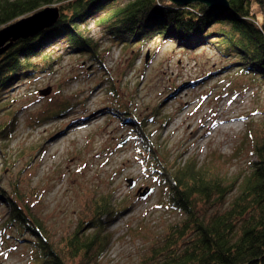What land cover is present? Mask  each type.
I'll use <instances>...</instances> for the list:
<instances>
[{"label": "rangeland", "instance_id": "obj_1", "mask_svg": "<svg viewBox=\"0 0 264 264\" xmlns=\"http://www.w3.org/2000/svg\"><path fill=\"white\" fill-rule=\"evenodd\" d=\"M88 30L96 57L55 42L42 56L51 65L38 58L33 76L0 90V124L14 115L0 139V228L13 198L64 248L95 203L109 197L110 241L96 264H144L185 219L168 203L163 168L196 158L234 188L251 167L264 138V79L213 44L188 49L158 36L124 44L93 22ZM86 106L103 115L89 123ZM76 123L83 125L69 133ZM239 190L200 212H225ZM21 230L0 229V264H36L35 239Z\"/></svg>", "mask_w": 264, "mask_h": 264}, {"label": "trees", "instance_id": "obj_2", "mask_svg": "<svg viewBox=\"0 0 264 264\" xmlns=\"http://www.w3.org/2000/svg\"><path fill=\"white\" fill-rule=\"evenodd\" d=\"M228 2L230 10L219 11L200 3L181 7L168 0H0V28L54 4L60 11L55 25L34 38L15 42L1 57L0 90L33 76L38 58L51 65V58L42 56L47 45L55 42L96 57V43L88 30L91 22L124 44L154 36L188 49L213 44L226 57L236 59L233 65L264 79V0ZM13 116L7 124H0V139L11 131ZM142 127L138 126L139 134L150 150ZM162 174L168 177V203L185 219L152 250L144 264H264V138L255 146L251 167L234 179L240 190L223 213L206 217V210L202 208L201 214L200 207L223 204L235 187L213 177L196 158L171 172L163 168ZM6 203L8 212L0 229L8 224L34 237L36 264H96L107 249L110 235L106 224L114 213L109 197L95 203L93 217L79 224L66 238L64 248L54 247L42 223L29 219L15 199Z\"/></svg>", "mask_w": 264, "mask_h": 264}, {"label": "water", "instance_id": "obj_3", "mask_svg": "<svg viewBox=\"0 0 264 264\" xmlns=\"http://www.w3.org/2000/svg\"><path fill=\"white\" fill-rule=\"evenodd\" d=\"M177 6H187L193 3L205 5L210 10L229 11L228 0H168ZM60 18V11L57 6H47L30 15L21 17L17 21L0 28V58L4 55L15 42L22 39L34 38L46 29L51 28ZM49 90L43 91L47 95ZM131 187L134 183L131 181ZM148 192L142 196L147 195Z\"/></svg>", "mask_w": 264, "mask_h": 264}, {"label": "bare ground", "instance_id": "obj_4", "mask_svg": "<svg viewBox=\"0 0 264 264\" xmlns=\"http://www.w3.org/2000/svg\"><path fill=\"white\" fill-rule=\"evenodd\" d=\"M53 6H56V5H53ZM85 112L91 114V116L89 117V120H88L89 123H90V122H94V121H96V120H99V119L101 118V116L103 115V114H102L101 112H99V111H92V110H90L87 106L85 107ZM231 119H232V117L229 116V117H226L225 119H223V121H224V122H227V121H229V120H231ZM81 125H83V123H76V124L72 125V126L70 127L69 133H72V130H73V129H75V128H77L78 126H81Z\"/></svg>", "mask_w": 264, "mask_h": 264}]
</instances>
